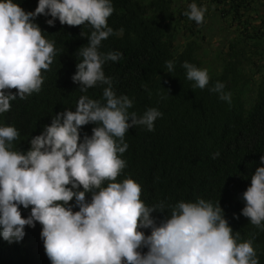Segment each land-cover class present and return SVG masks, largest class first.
I'll return each instance as SVG.
<instances>
[{"label": "trees", "instance_id": "trees-1", "mask_svg": "<svg viewBox=\"0 0 264 264\" xmlns=\"http://www.w3.org/2000/svg\"><path fill=\"white\" fill-rule=\"evenodd\" d=\"M13 2L25 12H34L38 6V0ZM193 2L207 9L202 24L184 15ZM111 3L114 11L108 26L113 35L102 41L99 50L120 52L122 58L106 62L105 75L112 79L118 96L133 100L129 112L142 115L156 108L162 113L154 131L136 126L126 132L129 147L121 154L126 167L117 182L132 178L141 186L146 206L165 205V212L152 213L157 224L180 201L219 202L233 236L238 234V242L252 240L259 264H264V222L257 228L242 215L243 193L251 175L264 166V0ZM49 19L50 15H40L32 20L56 51L50 70L42 72L40 92L23 100L17 97L10 102V111L0 114V126H13L19 133L13 150H29L30 139L50 125L55 114L75 111L81 95L100 100L106 87L97 85L82 93L72 80L82 59L79 49L88 43L81 32L90 35L91 26L62 25L58 18L49 26ZM167 61L174 63L171 73H167ZM184 62L207 70L206 88H194V82L186 79ZM217 81L231 93V104L209 90ZM94 127L89 123L80 129L81 141L92 135ZM86 199L91 200V193ZM70 204L73 211L79 210L75 200ZM20 211L28 218L31 207L21 205ZM41 231L42 225L36 222L35 227L25 226L19 241L8 242L0 235V264H51Z\"/></svg>", "mask_w": 264, "mask_h": 264}, {"label": "clouds", "instance_id": "clouds-1", "mask_svg": "<svg viewBox=\"0 0 264 264\" xmlns=\"http://www.w3.org/2000/svg\"><path fill=\"white\" fill-rule=\"evenodd\" d=\"M206 10L193 2L184 15L202 24ZM113 11L111 0H38L34 12H25L13 0H0V114L10 111V102L17 97L23 100L39 93L42 72L53 63L54 44L32 22L40 15L52 17L46 21L49 26L57 18L62 25L91 26L90 35L81 32L88 43L79 49L82 59L72 80L82 93L106 86L100 100L81 95L75 111L55 114L51 124L30 139L26 152L13 150L12 142L19 137L16 128L0 126V235L8 242L19 241L25 226L39 222L51 264H259L252 240L238 242L219 202L180 201L157 224L152 213L165 212V205L146 206L142 188L132 178L117 182L126 167L121 158L129 147L126 132L136 126L154 131L162 113L156 108L142 115L129 112L133 100L118 96L105 75L103 65L122 58L120 52L99 50L102 41L113 35L108 26ZM166 66L167 73L174 70L173 61ZM182 67L194 88L208 86L206 69L189 62ZM224 88L217 81L209 90L231 104V93ZM89 123L96 127L81 141L80 129ZM217 156L218 152L213 159ZM73 200L78 211H73ZM243 200L242 215L261 228L264 166L251 175ZM21 205L31 207L28 218L22 216ZM142 229H150V235ZM142 247L148 249L146 253L140 251Z\"/></svg>", "mask_w": 264, "mask_h": 264}]
</instances>
